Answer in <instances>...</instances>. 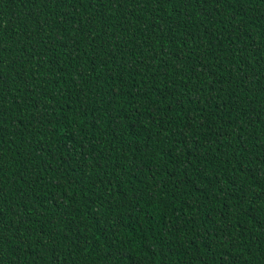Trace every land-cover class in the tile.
Instances as JSON below:
<instances>
[{
	"label": "trees",
	"instance_id": "16d2710c",
	"mask_svg": "<svg viewBox=\"0 0 264 264\" xmlns=\"http://www.w3.org/2000/svg\"><path fill=\"white\" fill-rule=\"evenodd\" d=\"M0 264H264V0H0Z\"/></svg>",
	"mask_w": 264,
	"mask_h": 264
}]
</instances>
